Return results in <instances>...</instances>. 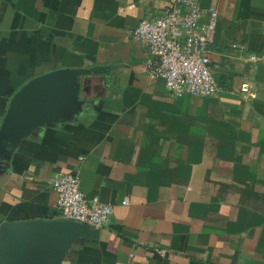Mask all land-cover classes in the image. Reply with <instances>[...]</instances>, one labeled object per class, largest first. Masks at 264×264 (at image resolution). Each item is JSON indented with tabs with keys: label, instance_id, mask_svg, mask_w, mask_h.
Instances as JSON below:
<instances>
[{
	"label": "crops",
	"instance_id": "obj_1",
	"mask_svg": "<svg viewBox=\"0 0 264 264\" xmlns=\"http://www.w3.org/2000/svg\"><path fill=\"white\" fill-rule=\"evenodd\" d=\"M199 4L217 12L208 97L147 76L131 32L163 0H0V124L30 80L107 68L78 78L69 121L0 160V225L61 220L63 172L113 214L61 264H264V0Z\"/></svg>",
	"mask_w": 264,
	"mask_h": 264
},
{
	"label": "built area",
	"instance_id": "obj_2",
	"mask_svg": "<svg viewBox=\"0 0 264 264\" xmlns=\"http://www.w3.org/2000/svg\"><path fill=\"white\" fill-rule=\"evenodd\" d=\"M163 3L158 12L143 17L131 32V38L147 49V76L162 79L171 95L212 96L218 91L209 58L216 10H202L199 0H163ZM241 91L246 92L247 85ZM50 183L57 194L59 219L93 229L108 224L113 207L87 198L80 190L78 176L57 172Z\"/></svg>",
	"mask_w": 264,
	"mask_h": 264
},
{
	"label": "water",
	"instance_id": "obj_3",
	"mask_svg": "<svg viewBox=\"0 0 264 264\" xmlns=\"http://www.w3.org/2000/svg\"><path fill=\"white\" fill-rule=\"evenodd\" d=\"M105 67L60 69L38 76L11 98L0 124V160L8 158L31 130L69 121L78 103V78ZM98 230L68 220L0 225V264H61L78 239H93Z\"/></svg>",
	"mask_w": 264,
	"mask_h": 264
}]
</instances>
